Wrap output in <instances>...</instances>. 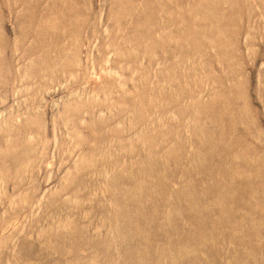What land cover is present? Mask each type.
<instances>
[{
  "label": "rangeland",
  "instance_id": "1",
  "mask_svg": "<svg viewBox=\"0 0 264 264\" xmlns=\"http://www.w3.org/2000/svg\"><path fill=\"white\" fill-rule=\"evenodd\" d=\"M0 264H264V0H0Z\"/></svg>",
  "mask_w": 264,
  "mask_h": 264
}]
</instances>
